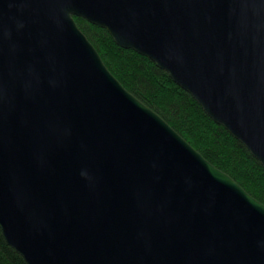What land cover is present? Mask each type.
<instances>
[{"label": "water", "instance_id": "1", "mask_svg": "<svg viewBox=\"0 0 264 264\" xmlns=\"http://www.w3.org/2000/svg\"><path fill=\"white\" fill-rule=\"evenodd\" d=\"M148 58L264 169V0H0V232L26 264H264V205L109 72Z\"/></svg>", "mask_w": 264, "mask_h": 264}, {"label": "trees", "instance_id": "2", "mask_svg": "<svg viewBox=\"0 0 264 264\" xmlns=\"http://www.w3.org/2000/svg\"><path fill=\"white\" fill-rule=\"evenodd\" d=\"M73 19L118 82L155 112L206 161L227 174L264 205V169L221 125L213 122L186 91L148 58L117 46L105 29ZM0 264H26L0 232Z\"/></svg>", "mask_w": 264, "mask_h": 264}]
</instances>
